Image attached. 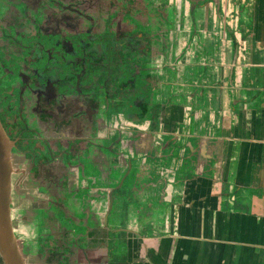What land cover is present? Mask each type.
Returning a JSON list of instances; mask_svg holds the SVG:
<instances>
[{
	"label": "crops",
	"instance_id": "0c3cea01",
	"mask_svg": "<svg viewBox=\"0 0 264 264\" xmlns=\"http://www.w3.org/2000/svg\"><path fill=\"white\" fill-rule=\"evenodd\" d=\"M200 4L181 36L198 84L165 105L163 132H121L79 166L37 230L23 220L30 242L60 243L28 264H264V0Z\"/></svg>",
	"mask_w": 264,
	"mask_h": 264
},
{
	"label": "flooded vegetation",
	"instance_id": "af4514ba",
	"mask_svg": "<svg viewBox=\"0 0 264 264\" xmlns=\"http://www.w3.org/2000/svg\"><path fill=\"white\" fill-rule=\"evenodd\" d=\"M146 1L149 5L144 9L142 5H136L131 7L133 12H130L127 9V11H123L125 8L117 0H82L80 4L77 0H0V122L7 138L12 143V222L17 244L25 264H28V248L32 249L30 252L32 257L37 259L36 251L39 247H46V250L50 252L54 250V246L60 245L54 235L48 237L50 241L47 243L39 241L35 232L37 230L35 224L37 220L35 219L39 213L41 215L45 211L56 212L57 207H54L52 200L56 199L57 202L58 198L63 196V192H60L59 189L64 188V186L71 188L74 184L75 171L79 166L94 164L92 148L90 149L92 141H89L92 138L93 120H88V117L82 120L80 117H72L70 123L63 125L60 121L55 120L54 114L62 117V114L57 112V108L44 110L46 113L52 112V116L43 119L44 98L40 96L41 94L34 92V87L40 82L41 76L46 74V68L50 66L54 72L58 69L63 71L61 65H68L69 69L66 70L69 71L71 80L68 83L69 86L63 88L64 90L68 89V94H61L59 86L60 96L58 100L67 98V95L71 97L79 95V89L87 84L90 76L93 75L92 70L94 68H100L102 72L110 69L119 76H123L127 71L132 72L134 79H128L127 76L128 85L125 86L130 89V94H137L136 90L142 88L135 82H138L144 71H147L149 75L144 80L148 92L155 91L157 88L162 90L161 101L156 105V108L160 106V110L161 107L168 105L163 102L164 93L167 90L165 77L171 79L168 81L171 84L169 85L171 87V100H175L177 106H182L181 100L184 95L180 91L188 86V82L191 81L193 86L199 82L197 60L193 62L194 71L190 75L188 74L189 80L183 77L187 74L186 59L190 58L186 57L181 37L185 18L184 6H186L185 4L195 5V0H181L180 6L176 2L177 0ZM202 1H197V5H201ZM40 7H43L46 13L42 19L38 18L37 15V9H41ZM9 9L12 11H8ZM141 9L144 11V17L140 15L139 10ZM14 13H17V16H14ZM51 17L55 18V23L52 25L62 32H66L64 23H70L77 28L78 19H80L83 27L82 34H76V32L67 34L66 32L67 38H63L62 32L57 33V29L53 30V28L48 29L46 27L45 21ZM124 26L126 29L142 30L144 28L146 32L143 47L148 46L146 41L150 39V32H157V36L161 38L160 43L164 45L162 63L158 62L159 65L153 66V62L147 59L145 53L136 46L135 53L142 58L136 65L128 68V61L119 56L121 52L124 56L131 53L125 52L130 51L131 48L125 35L126 30H123ZM81 35H83L87 45L92 47V50H94L93 46L96 48L97 51H93L94 53L99 54L98 51L100 52L103 68L94 65L85 67L86 60L82 53L77 54L78 37ZM173 37L174 39H172ZM101 41L107 42V45ZM66 42H70L74 54L70 52L66 60L59 62L61 63L60 66H52L50 63L58 56ZM104 46L107 47L112 56L109 62L103 61ZM90 48L89 51L91 52ZM85 50L87 51V49ZM178 50H183V52L177 56ZM91 55L93 56L92 53ZM15 58L16 64H13L11 60ZM144 58L145 60H142ZM112 63L114 64L112 65ZM166 65L172 68V74H168ZM122 66L127 68L124 69ZM182 69L183 76L181 75ZM160 73L163 74L160 75ZM151 79H154L155 84H151ZM11 86L15 87L14 89L18 88L17 92L14 91L7 97L3 96L4 92ZM80 92L85 93V88L81 89ZM62 104L63 102H57V106ZM38 108H41V111H38ZM123 120L130 123L134 122L131 118L124 116ZM139 120L141 119L139 118ZM144 120L145 122L141 126L155 122V120L151 121V118ZM155 124L157 128V122ZM149 127L146 129L148 132ZM68 130L70 136L67 135ZM113 133L112 143L117 146L116 138L121 134L120 126L113 130ZM32 137L43 140L44 147L41 152L36 148H29L28 142ZM83 139L87 140L86 149L81 146L84 142ZM67 141L73 142L74 147H71L68 156L65 154L63 157L64 147H60V144L64 146ZM48 142L53 147L49 146ZM42 154L47 155L46 159L42 158ZM71 154L77 160L74 164H72ZM63 162L65 166H63ZM63 171L67 173H65L67 176L64 177L65 179L62 178ZM66 196L68 197V195ZM23 203L28 208H22ZM41 203H47L46 209L42 208L45 205ZM26 209L33 211V215L36 214L32 221L35 230H29L35 232V237L33 236L31 242L28 240L27 233H23L21 236L17 232L18 227L22 229L23 222V219L19 217ZM16 213H18V217L15 216ZM0 261L1 264H5L1 254ZM52 261L53 264H57L56 261L59 263L60 260L58 258L56 261L54 259Z\"/></svg>",
	"mask_w": 264,
	"mask_h": 264
},
{
	"label": "rangeland",
	"instance_id": "374dc122",
	"mask_svg": "<svg viewBox=\"0 0 264 264\" xmlns=\"http://www.w3.org/2000/svg\"><path fill=\"white\" fill-rule=\"evenodd\" d=\"M180 1L181 0L176 1L179 6L181 5ZM32 3L34 4V2ZM8 11H12V9H9ZM37 12H38L37 13L38 18L40 19H42L43 16H45L46 14L45 9H43V7L39 10L37 9ZM13 15L17 16V13H14ZM78 20L79 21H78L77 28L72 26L70 23L66 24L63 22L66 25L65 31L67 32V34H69L70 32L71 33L76 32V34L77 33L82 34V31H83V27L81 24L82 21L80 19ZM53 23H55L54 17H51L49 20L45 21V25L48 29L53 28V30H56L57 28H55V26L52 25ZM123 30H126L125 35L128 38L129 47L131 48L130 51L128 52L125 51V52L126 53L131 52V53L124 56L122 55V52H121V55L119 56L128 61V65H129L128 68H131L133 65H136V63L142 58V57H139L137 53H135L136 46L145 53V56L147 59H150L153 62V66L159 65L158 62H160V64L162 63V56H163L162 51H163L164 45L160 43L161 38L157 36V32H150L151 33L150 39L146 41L148 42V46L143 47L142 45H144L145 43L144 34L146 32L144 31V28L142 30H139L136 28L126 29L124 26ZM56 32L61 33L62 30L57 29ZM66 32H62V37L65 39L67 38ZM140 32L142 35L140 34ZM172 39H174V37ZM89 48L90 47L89 45H87V42L85 41L83 35L79 36L77 54L82 53L84 59L86 60L85 67L94 65L95 67L103 68L101 65L102 58L99 55L100 52L98 51L99 54L94 53L93 51H97L94 46H93L94 50H92V47L90 48L91 52L89 51ZM85 49H87V51ZM70 52L74 54V50L71 49L70 42H66L64 47L61 48L58 56L50 64L52 66H55V65L60 66L61 63L59 62L62 60H66L69 57ZM182 52L183 50L182 51L178 50L177 56L181 55ZM91 53L93 54V56L91 55ZM190 55H192V58H190L192 59V61L194 59L195 60L198 59L197 53H195V51H193V53ZM171 59L173 60V57ZM142 60H145V58ZM11 61L13 64H16V58ZM186 62L191 63L189 59H186ZM49 67L46 68L47 69L46 74L41 76L40 82H38V84L34 87V92L41 94L40 96L44 98L43 99V103H44L43 112L44 110H47V109L57 108V112L59 111L60 114H62V117L60 115L54 114V117L56 118L55 120L60 121L61 124L63 125H67L68 123H70L72 117H75V118L80 117L81 120L84 119L85 117H88V120H93V124L91 126L92 138H90L89 141H92L90 149L92 148L91 152L93 155L92 158L94 162L97 161V158L100 152L101 153L103 151L108 152L107 156H110V153L116 152V149H115L116 146H114L115 144L112 143V140L114 139L113 130H116L117 127L119 126H120L121 132L129 131V132L144 133V132H148L146 131V129L149 127V125H150L149 133L150 132L158 133V132L164 131V128H163L164 126L160 125L162 118L164 116V113H163L164 107H161V110L159 112L157 111V108H156V105L159 104V102L161 101V94H162L161 89L157 88L155 89V91L146 92V94L139 95L138 97H135L134 99L130 100L129 98H126L127 94H129L130 92L129 91L130 89H128V87H125L128 85V83L126 82V79H127L126 77L129 74L128 71L123 76H119L110 69L105 70V72H102L100 68L98 69L94 68L92 70L93 75L90 76L87 84L83 85L79 89V93H80L79 95L72 96V97L70 95H67V98L58 100V97L60 96L59 88H58L59 86L61 88L60 89L61 94L62 93L68 94L67 92L68 89L64 90L63 88L65 86H69L68 83L71 80L70 75H69L70 73L68 74L69 71L66 70L69 68H68V65L62 64L61 68H63V71H59L58 69L54 72V69H52V67L48 69ZM122 68L126 69L127 67L122 66ZM48 71H49V74H48ZM102 76L105 77L103 84H101ZM151 81H152L151 84H155L154 79H151ZM101 87H105L106 88L105 90H108L107 93H104L106 96L101 92V89H102ZM14 88L15 87H12V86L10 87L11 92H10V89L8 88L7 91L4 92L3 96L7 97L9 94H13L14 91L16 93L18 88L16 89ZM84 88H85V93H81L80 92L81 89H84ZM140 89H143V87ZM58 101H60V103L63 102V104L60 106H57ZM151 109L155 117L156 115H159L157 119L158 129L156 128L155 122L153 124L148 123L145 126H141V124L145 120L143 121V119H141L142 121H139V116L136 115V113L140 114L144 117V119H146L150 115ZM37 110L41 111V108H38ZM122 110H130V113L133 115V116L131 115V119L134 122L130 123L129 121H124ZM42 116H43V119L49 118V116H52V112L51 113L44 112ZM151 121L153 120L151 119ZM138 124L140 125L138 126ZM67 133H68L67 135L70 136L69 130L67 131ZM83 141L84 142L81 144V146L83 149H86L87 140L83 139ZM65 143L66 145L64 146L60 144V147H64L62 151L63 157L65 154L68 156L70 153L71 147H74L73 142L71 141H67ZM28 144H29V148L30 147L36 148L39 152H41V150L44 147L43 140H39L34 137L30 139V142H28ZM47 144L53 147V145H51L50 142H48ZM73 156H74L73 154L70 155L71 159H73L72 164L77 162L76 157H73ZM46 157L47 155L42 154V158L46 159ZM63 166H65L64 162H63ZM65 173H66L65 171L62 172V178L67 177L65 176ZM67 187L64 186V188L59 189V191L63 192V196L65 197L66 195H68V199H69L71 196L70 195L71 188L70 187L67 188ZM49 214L50 212L47 211L48 217H49ZM15 216L18 217L19 216L18 213H16ZM32 216H33L32 213H28L27 211H25L24 213L20 215L19 218H23L24 220L25 218H29ZM34 216H36V214ZM17 232L19 235L23 236V233H25V230L23 228L20 229L18 227Z\"/></svg>",
	"mask_w": 264,
	"mask_h": 264
},
{
	"label": "water",
	"instance_id": "95a60500",
	"mask_svg": "<svg viewBox=\"0 0 264 264\" xmlns=\"http://www.w3.org/2000/svg\"><path fill=\"white\" fill-rule=\"evenodd\" d=\"M12 143L0 122V254L5 264H25L12 222Z\"/></svg>",
	"mask_w": 264,
	"mask_h": 264
},
{
	"label": "trees",
	"instance_id": "16d2710c",
	"mask_svg": "<svg viewBox=\"0 0 264 264\" xmlns=\"http://www.w3.org/2000/svg\"><path fill=\"white\" fill-rule=\"evenodd\" d=\"M78 1V4H80V1H82V0H77ZM119 3H121V5L125 8V9H123V11H127V10H129L130 12H133L132 11V9H131V7H135L136 5H142V7H143V9L146 7V6H148L149 5V3L146 1V0H117ZM122 7V8H123ZM127 9V10H126ZM143 9H141V10H139L141 13H140V15H142V17H144V11H143ZM101 43H103L104 45H107V42H105V41H101ZM102 56H103V61H105V62H109L110 60L109 59H111V55L109 54V52H108V49H107V47L106 46H104V48H103V52H102ZM126 63V62H125ZM114 63H112V65H113ZM146 68H148V67H146ZM165 68H166V71L168 72V74H172L173 73V71H172V68L170 67V66H168V65H166L165 66ZM149 74H147V71H144V73H143V76L142 77H140V79L138 80V82H135L137 85H139V86H142L143 87V89H139V90H136V92H137V94H127V96H126V98H129L130 100H132V99H134L135 97H138L139 95H143V94H146V92H148V90L146 89V87H145V84H146V82H145V80H144V78L145 77H147ZM134 79V76H132V72H130L129 74H128V79ZM104 80H105V77H103L102 76V78H101V84H103L104 83ZM171 79H169L168 77H165V84H166V86H167V90H165V93H164V99H163V102L165 103V104H171L172 102V100H171V87L169 86V85H171L168 81H170ZM102 89H101V92L104 94V93H107V91L108 90H105L106 88L105 87H101ZM105 95V94H104ZM106 96V95H105ZM175 103H177V102H175ZM157 111L159 112L160 111V106L159 107H157ZM122 112H123V116L124 117H126V118H131V113H130V110H122ZM136 115L137 116H139V118L140 119H144V117L142 116V115H140V114H137L136 113ZM133 116V115H132ZM158 117H159V115H156V117L154 116V114H153V111H152V109H151V113H150V115L148 116V118H146V119H149V118H151L152 120H155V122H157V119H158ZM139 121H142V120H139ZM145 122V121H144Z\"/></svg>",
	"mask_w": 264,
	"mask_h": 264
}]
</instances>
